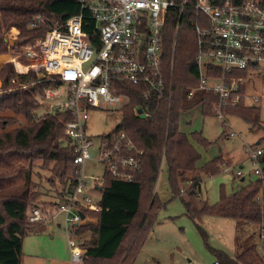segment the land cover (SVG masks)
Instances as JSON below:
<instances>
[{
    "label": "trees",
    "instance_id": "obj_1",
    "mask_svg": "<svg viewBox=\"0 0 264 264\" xmlns=\"http://www.w3.org/2000/svg\"><path fill=\"white\" fill-rule=\"evenodd\" d=\"M195 1L189 0L182 15L178 8L169 9L164 30L166 90L161 98L150 100V116L139 117L133 112L134 105L145 102L139 91L141 86L120 83L130 101L122 109L123 120L119 127L144 150L142 168L132 181L119 180L105 173L100 200L102 209L87 212L97 218V223L78 227L79 233L88 234L83 244L87 248L83 264L135 263L157 223L158 209L162 205L152 189L163 159L167 161L176 195L182 197L179 179L192 171L193 188L188 199L182 197V200L186 213L204 234L201 220L206 214L236 221L235 241L241 250L235 257L220 253L216 264H264V242L248 244L251 232L264 226V178L258 177L231 194L222 191L220 200L210 205L200 197L201 170L196 166L199 155L188 135L180 129L183 113L196 106H200L203 113H210L212 102L217 100L213 93L201 90L188 97V92L199 84L195 27L206 25L205 16L194 7ZM223 1L211 0L214 4ZM242 1L234 0L236 3ZM261 1L264 4V0ZM80 12L77 0H0V55L8 51L7 36L13 28L19 30L16 44H25L45 36L49 28ZM84 13L89 17L88 12ZM38 14L45 17V23L33 28L31 22ZM85 29L91 34L87 25ZM0 79V264H21L24 239L27 234L37 231V225L28 221L29 210L39 203L43 194L33 178L34 166L51 173L49 190L54 189L55 195L52 200H43L42 204L56 205L75 185L78 165L74 161L75 148L64 132L66 115L48 114L34 120L35 110L40 106L39 96L50 85L49 79L33 84L38 80L36 72L17 74L12 61L0 67ZM225 109L247 120L253 130L261 123L260 107L256 105L241 103ZM9 112L13 114H7ZM17 115L24 117L28 124L10 129L18 121ZM200 139L206 142L205 138ZM219 159L203 170L217 173L214 163ZM25 160L29 161L27 168L11 173L17 161ZM40 173L38 171L37 175ZM16 178H21V185H17ZM244 232L247 237L240 239L239 234Z\"/></svg>",
    "mask_w": 264,
    "mask_h": 264
},
{
    "label": "built area",
    "instance_id": "obj_2",
    "mask_svg": "<svg viewBox=\"0 0 264 264\" xmlns=\"http://www.w3.org/2000/svg\"><path fill=\"white\" fill-rule=\"evenodd\" d=\"M77 1L81 12L49 28L45 36L25 44H16L19 34L12 39L15 42L13 62L16 73L34 71L38 80L33 84L46 79L51 82L39 96V108L45 107L46 112L43 115L35 113L34 120L48 114L67 117L64 132L76 152V183L60 204L37 203L32 206L28 221L37 225V231L51 230L53 220L63 213L64 222L58 225L65 228L71 264H83L87 251L83 244L88 234L79 233L78 227L96 224L97 218L87 212L102 209L100 201L93 202L87 192V160L94 158L104 166L103 174L93 178L95 188L101 192L106 172L119 180H134L141 171L144 154L129 133L120 127L101 135L96 144L88 133L89 112L99 107H115L122 112L130 101L120 84L126 82L141 86L139 91L145 101L134 105V114L139 117L152 114L150 100L161 98L166 90L164 30L169 9L178 8L182 15L189 2ZM194 7L205 16L206 25L195 27L199 84L188 92V97L191 98L197 90L213 93L217 100L212 102V108L216 116L227 123L223 113L225 107L247 103V98L256 104L262 99L259 94H245L242 89L248 74L264 76V4L261 0L240 3L224 0L220 4L196 0ZM84 12H88L89 17ZM43 23L45 17L38 14L30 26L37 28ZM86 25L91 34L86 31ZM12 45L8 46L12 48ZM24 58L27 62H22ZM227 135L240 136L234 130L228 131ZM248 150L255 164V173L264 178V148L248 147ZM243 174L241 169L236 172L239 177ZM259 238L263 243L264 226L259 230Z\"/></svg>",
    "mask_w": 264,
    "mask_h": 264
},
{
    "label": "rangeland",
    "instance_id": "obj_3",
    "mask_svg": "<svg viewBox=\"0 0 264 264\" xmlns=\"http://www.w3.org/2000/svg\"><path fill=\"white\" fill-rule=\"evenodd\" d=\"M18 34V29L13 28L8 33L7 38L15 40L14 35ZM14 47L15 42L12 48L8 47L6 54L0 55V59L3 60L0 62V67L5 62H13L11 57L16 53L13 51ZM22 62H27V59L24 58ZM1 87L2 81L0 79V89ZM242 90L250 96L259 94L262 97L257 104L251 98H247V101L246 98L244 99L247 102L246 105L260 107L261 123L254 130L251 129L247 120L227 109L223 110L227 123H223L216 116L213 108L210 113H203L200 106L183 113L181 118L180 129L188 135L191 144L199 155L196 166L201 170L200 197L207 200L210 205H214L220 200L222 191L231 194L260 177L254 171L255 164L250 157L251 152L248 147L253 149L264 148V76L260 73L248 74ZM45 112V107L35 111L36 115H43ZM17 118L18 121L11 125L10 129L28 124L24 117L17 115ZM122 120L121 110L115 107L111 109L92 108L88 118V133L97 144L101 135L116 130ZM230 130H234L240 136L228 137L227 132ZM201 137L205 138L206 142H203ZM95 155L96 152L93 150V156ZM218 157L220 159L214 163L217 173H206L203 168ZM28 166V160L17 161L11 173H16L18 169ZM33 169V178L43 191L39 197V203L42 204L43 200H52L55 193L54 189L49 190L48 177L51 175L50 171L35 166ZM238 169L243 171L244 180H242V176L236 175ZM38 171L41 172V175H37ZM103 171L104 166L94 158L87 160L85 166L87 192L95 203L100 201L102 193L95 188L96 184L93 178L101 176ZM192 176V171H189L178 182L180 194L185 199H188V193L193 188ZM21 182V178H16L17 185H21ZM152 190L157 193L162 205L158 209L157 223L134 264H216L220 253L235 257L237 251L241 250L235 241L236 221L234 219L206 214L201 220L205 234L198 228L186 213L182 197L176 195L172 189L168 164L165 159L162 161L158 180ZM60 222H64L63 213H60L53 220L51 230H39L27 234L23 242L21 264H71L67 235L64 226L58 225ZM251 233L248 244L258 245L260 243L259 229L256 228ZM239 235L240 239L241 236L242 238L247 237L245 232Z\"/></svg>",
    "mask_w": 264,
    "mask_h": 264
},
{
    "label": "water",
    "instance_id": "obj_4",
    "mask_svg": "<svg viewBox=\"0 0 264 264\" xmlns=\"http://www.w3.org/2000/svg\"><path fill=\"white\" fill-rule=\"evenodd\" d=\"M7 41L10 43V44H13L14 43V41L12 40V39H8L7 38ZM242 180H244V178H242ZM99 189L101 190V188L99 187ZM84 216V215H83Z\"/></svg>",
    "mask_w": 264,
    "mask_h": 264
},
{
    "label": "bare ground",
    "instance_id": "obj_5",
    "mask_svg": "<svg viewBox=\"0 0 264 264\" xmlns=\"http://www.w3.org/2000/svg\"><path fill=\"white\" fill-rule=\"evenodd\" d=\"M15 30V29H14ZM15 33V32H14ZM11 60H14V55L11 57Z\"/></svg>",
    "mask_w": 264,
    "mask_h": 264
},
{
    "label": "crops",
    "instance_id": "obj_6",
    "mask_svg": "<svg viewBox=\"0 0 264 264\" xmlns=\"http://www.w3.org/2000/svg\"><path fill=\"white\" fill-rule=\"evenodd\" d=\"M1 55H4V54H1ZM242 178H244V179H245V177H244V174H243ZM51 237H53V236H51Z\"/></svg>",
    "mask_w": 264,
    "mask_h": 264
}]
</instances>
